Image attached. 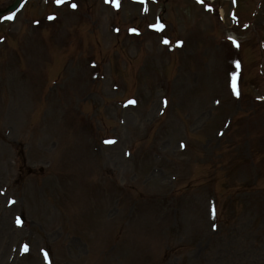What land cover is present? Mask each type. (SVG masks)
<instances>
[{
  "label": "rangeland",
  "instance_id": "rangeland-1",
  "mask_svg": "<svg viewBox=\"0 0 264 264\" xmlns=\"http://www.w3.org/2000/svg\"><path fill=\"white\" fill-rule=\"evenodd\" d=\"M21 3L0 264H264V0Z\"/></svg>",
  "mask_w": 264,
  "mask_h": 264
},
{
  "label": "snow or ice",
  "instance_id": "snow-or-ice-1",
  "mask_svg": "<svg viewBox=\"0 0 264 264\" xmlns=\"http://www.w3.org/2000/svg\"><path fill=\"white\" fill-rule=\"evenodd\" d=\"M55 2H56L57 4H63V3L65 2V0H55ZM112 2L115 3L117 7H119V0H112ZM201 2H203V0H201ZM71 6H72L73 8H76V7H77V5L74 4V3H73ZM13 18H14V17H8V19H13ZM50 18H51V17H50ZM153 27H156V26L154 25ZM159 27H160V28H163V25H159ZM133 31H135V30L133 29ZM165 43H168V41H165ZM237 66H239V65H237ZM233 90L236 92V95L238 96V95H239V92L236 91L235 80L233 81ZM132 103H135V101H132ZM18 222H19V221H18ZM24 251H28V246H27V245L24 246ZM45 258H47V253H45Z\"/></svg>",
  "mask_w": 264,
  "mask_h": 264
},
{
  "label": "water",
  "instance_id": "water-1",
  "mask_svg": "<svg viewBox=\"0 0 264 264\" xmlns=\"http://www.w3.org/2000/svg\"><path fill=\"white\" fill-rule=\"evenodd\" d=\"M18 3V0H15V2L13 3V5L9 8L10 10L13 9Z\"/></svg>",
  "mask_w": 264,
  "mask_h": 264
}]
</instances>
